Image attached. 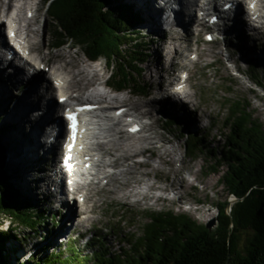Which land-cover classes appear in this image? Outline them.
I'll use <instances>...</instances> for the list:
<instances>
[{
    "label": "bare ground",
    "instance_id": "obj_1",
    "mask_svg": "<svg viewBox=\"0 0 264 264\" xmlns=\"http://www.w3.org/2000/svg\"><path fill=\"white\" fill-rule=\"evenodd\" d=\"M15 1H21L17 13L18 18L20 19L22 16L28 19L25 25L28 42L31 45L32 51L37 54V57L42 62L53 64L55 72L70 75V80L66 86L71 90L72 98H80L81 100L86 97L88 98L91 95V86L101 84L104 81L106 71H103V69H110V66L104 65L103 69L90 71L87 69V65L89 64L88 58L85 59L82 52L74 53L69 51L68 48H59L54 41L49 42L50 27L43 33L41 25L44 13L43 3L45 0H35L37 13L32 18H28L27 16L28 8L31 6L28 4L29 0H0V46L8 44V39L2 26L6 25L5 16L12 10ZM127 1L140 13L142 26L148 32L158 33L159 41L164 40V42L162 46L155 47L154 56L152 55L150 65L148 64V79L151 84L148 96L140 99L135 98L134 91H125L117 97L104 95V97L113 99L115 106L123 105L136 111L138 115L147 114L146 118L150 117L152 120L145 124L144 131H140L141 133L143 131V133H140V136L136 138H132L131 134L128 135L126 129L117 131V128H121V124L119 120L116 122L115 127L112 129L115 132L110 134L111 139L109 143H106L102 147L107 154L112 155L111 161L115 168V172L106 176L108 180L106 184L102 185V179L95 178L97 180L88 182L83 186H77L75 191L67 192L66 182L62 179L58 181L56 177H53V170H56L57 166L63 165L65 168L64 159H58L62 145H56V138L54 137V140L48 144L47 138L43 139L45 137L43 131L46 127L45 124L53 123L57 119V115L55 113L52 114V110L60 105L55 100L52 92L47 93L48 96L50 95L49 104L41 105L43 96L39 94L38 85L42 83L46 89L45 85L47 84L50 90L51 84L47 81L43 72L36 71L34 78L29 81L23 75V71H20V69L14 70L13 67L9 66L10 63L6 67L0 65V143L3 147L0 146L3 151H6L8 175L15 179L18 178V181H15V183L18 182L19 184L22 199L36 197V191L40 190L44 193V204L52 205L58 200L60 206L64 208L69 205V198L67 196L70 192L74 205L79 206L76 199L77 197L82 198V205L84 207L81 206V211L79 212V215L82 216L90 211L88 203L93 199L95 192H104L106 196V192H108L116 196L118 194L116 187H119L121 190H127L125 195H131L132 193L128 194V192H132L131 187H140L138 186L141 183L139 177L142 175H152L150 170H144V168H152L150 159L139 160L141 155L148 149L152 151V154L149 153L151 155H148L155 157L157 153L164 165L171 164L176 160L173 151L166 147L172 141L159 132L157 113L158 115L164 112L167 114L174 113V105L182 101L183 98H186V102L183 103V112L185 111L188 114L186 120L189 127L196 126L200 119L212 115V105L209 100L200 97V100L195 102V99H199V84L195 83V72L191 69L195 64L200 65L212 57L222 60V51L218 49L220 41L217 40L212 43L203 41L204 43L200 46L190 43L194 41L193 24L196 21V17L191 11H186L183 0L179 1L181 7L177 11L167 8L161 0ZM238 1V3L233 2L232 5H228L225 15L218 14L217 20L219 22L216 25L218 26L217 28L224 29L222 35L224 34V37L228 38V44L225 43V49L232 48V40L236 39L240 41L245 39L240 44L238 43L239 49L242 51L241 57L245 59L247 52L245 48L251 50L259 46L257 43L262 45L261 36L264 35V24L261 20L264 17V6L263 10H261L263 13L260 17L261 22H255L257 23L255 26L253 25L252 28H248L247 24H249L248 20L250 18L244 16V4L242 1ZM190 4L188 6L191 10ZM176 6H173V8ZM137 23H140L139 19ZM201 25H205V23H199V26ZM166 28L171 30L176 28L177 30L172 32L168 37L164 34L167 32ZM212 35L210 33L211 38H214ZM152 40L154 43H157V38L154 36ZM247 40H253L254 43L248 46L245 43ZM182 43H186L185 48H182ZM169 48L172 51L171 55H168ZM190 51L192 52L191 54L197 55V60H193L189 56ZM251 54H253V57L257 56L252 51ZM257 54L264 59V48L260 49ZM147 56L145 54V57ZM156 57L158 59H155ZM241 57L233 55L229 61L232 64L239 63ZM165 61L171 64L173 71L167 68ZM180 69H185L188 72V75L185 76V81L183 80L184 78L179 77ZM155 77H158L159 80L155 81ZM15 87L17 92L21 88L24 90L20 97L14 96L15 98L12 99L13 103L11 102L10 104L8 103V99L13 98V94L16 92L14 90ZM190 89H194V91L191 92ZM178 90H183L185 95L182 97ZM99 96L93 94L92 99H97ZM41 110H43V113H39ZM57 120L59 121L60 119ZM211 124L213 123L211 122ZM77 148H79L78 145ZM162 148L163 150H161ZM104 161L105 159L103 158L100 160V163L103 165ZM60 168L58 167L59 170ZM66 169L70 174L67 167ZM181 170L182 168L180 167L175 172L178 176H181L180 181L182 188H184L187 180L182 177ZM105 171L108 172L107 170ZM101 174L102 172L99 173V175ZM59 177L62 178L61 175ZM153 177H155L154 174ZM12 183L11 185L14 184ZM115 183H118V185ZM145 183L147 189L152 192L155 185L149 182ZM171 187L174 188L175 185ZM92 201V207H97L98 201ZM39 220L41 222L42 219L39 218ZM37 224L39 225L40 223ZM64 227H61L63 231L66 230ZM7 237L9 238V234L5 232L0 233V243L3 244L4 239H7ZM54 237L56 239L59 236L55 235ZM14 238L17 240L16 237ZM62 248L64 249V247ZM15 249H17L16 245L4 243V250L7 251V255ZM33 252L35 254L38 253L36 250H33Z\"/></svg>",
    "mask_w": 264,
    "mask_h": 264
},
{
    "label": "trees",
    "instance_id": "obj_2",
    "mask_svg": "<svg viewBox=\"0 0 264 264\" xmlns=\"http://www.w3.org/2000/svg\"><path fill=\"white\" fill-rule=\"evenodd\" d=\"M50 6L63 42L75 40L89 56L110 61L116 69L112 73L116 85H137L133 62L145 56L146 50L140 48L143 43L135 34L137 14L132 7L123 0L116 4L111 0H50ZM236 101L222 149H210L193 135L186 146L194 158L214 159L206 176L223 170L218 181L236 199L232 204L229 199L215 204L218 214L211 228L187 212L155 210L145 216L139 234L123 236V244L129 247L120 251L108 247L107 238L100 234L88 251L74 245L68 250L60 247L26 263L19 256L8 261L0 248V264H264V125ZM3 154L0 146V179L5 174ZM17 194L10 185L6 187L9 200ZM5 202L0 196V212L15 215L22 225L36 224L22 214L26 207L21 203Z\"/></svg>",
    "mask_w": 264,
    "mask_h": 264
},
{
    "label": "rangeland",
    "instance_id": "obj_3",
    "mask_svg": "<svg viewBox=\"0 0 264 264\" xmlns=\"http://www.w3.org/2000/svg\"><path fill=\"white\" fill-rule=\"evenodd\" d=\"M43 7L44 13L41 20L42 31L44 33V30L50 27V34L48 36L50 42L54 39L52 35L53 33L51 32H53L56 27L52 20H48L49 8L46 1L43 3ZM193 28L194 41L190 43L200 46L205 42V38L202 37V40L204 41L202 42L197 35L199 33L197 26L193 25ZM140 29L144 32H148V30L142 25H140ZM164 34L168 37L171 35L169 31ZM140 36H142L147 42L145 47L147 48L146 53L148 56L145 57L147 62L142 66L143 68H141L140 73H137V78L140 85L146 86L145 91L147 93H135L134 97L138 99L148 96V91L151 88L148 79V64L150 65V59L152 55L154 56L155 47L162 46L164 42V40L159 41L158 33L151 36L140 33ZM153 36L157 38V43H154L152 40ZM261 37L262 45L257 43L259 46L254 47V49L251 50L245 48V51H247L245 59L241 57V49L238 48L237 52L234 53L241 57L238 65L245 71L249 65V61L253 58L251 51L255 53L254 55H257L253 60L262 59L257 60L258 64L255 66L257 72L253 74L254 76L246 72L240 74L234 69L233 64L228 60L229 56L226 55L224 40H219L220 46L218 48L222 51V60L212 57L208 61H205L200 65L195 64L192 67L191 70L195 72V83L199 84V99H195V102L199 101L200 97L209 100L212 105V115L210 117L205 116L199 120L196 126L193 125L192 127H189L186 120L188 114L185 111L183 112V103L186 102V98H183L182 101L174 105V113L167 114L164 112L159 115L157 113L156 117L158 119L157 123L159 125V132L172 141V143L166 145V147L173 151L176 160L171 164L164 165L160 161V157L157 153L155 157H150L148 155L149 153H147L144 158H139V160L150 159L152 168L148 167L144 168V170H150L152 175H142L139 177L141 183L138 185L140 186L138 188L143 191L138 196H127L125 195L127 190H121V188L114 185L118 192L116 196L109 194L108 192H106L107 196L104 192H95L93 199L88 203L90 211L87 214L80 216L79 212L81 211V206L84 207L82 205V198L77 197L76 200L77 203H79V206L74 205L70 193H68L67 197L69 198V205H67V207L63 208L60 206L58 200L52 205H46L43 201L44 193L39 190L36 191V197L34 196L26 199L32 206L34 205L35 208L42 209V212L40 213L43 215V218H41V222L39 221L40 224L33 228L17 226V223L14 222V218L10 214L0 212V231L9 234V238L7 237V239H4L3 244L0 243L1 250L5 255L7 254V251L4 250V243L14 244L18 249L17 252L13 251L8 253V257L6 255L7 260L11 262V260H14V255L19 254V256H21L24 249H27L26 254L28 252L31 253L33 250L38 251L35 258L46 253L49 254L50 252H54L60 247L62 248L60 245L65 246V249L68 250V246L74 244L78 249L88 251L90 250L89 247L92 234L105 235L108 242L107 246L120 251L123 247H129L127 243L123 244V241L126 239L123 236L127 237L129 234H136L137 232L139 234L142 225L147 221L145 216L155 210L166 211L168 209H174L177 213L187 212L192 218L199 221L208 224L214 221L216 224L215 219L217 218L218 213L215 204H221L226 199H229L232 204L236 199L234 196H230L227 193V188L218 181V178L223 176V170L219 173L206 176V173L210 169V162L214 160L213 158L200 155L195 158L186 156L183 162L180 161L185 155L183 148L185 139L183 137H179V139L177 135L182 132L186 135L189 130L198 132V135L202 136L203 140L208 145V148L222 149L225 138L229 133V127L226 126V123L229 121L230 117L233 116L231 115L232 109L238 107L236 99H239L244 106L247 107V112H250L253 115V118H256L257 122L264 125V86H261L254 81L257 79L263 82L261 77L262 74L264 75V59L257 54L260 49L264 48V35ZM234 40L235 41L232 44L233 47H239L238 43L240 44L245 39L240 41L236 39ZM245 43L250 46L254 42L253 40H247ZM182 44V48H185L186 43ZM78 51L83 53L85 59L89 58L82 47H78L72 52L77 53ZM171 53V49L168 50V55H171ZM191 53L192 52L190 51L189 56L193 60H197V55ZM155 59H158V57ZM105 62L106 60H104V63ZM211 62H217V67L216 65H210ZM165 64L170 71H173L169 62L165 61ZM110 72H112L111 67ZM110 72H108L109 75ZM186 73L187 70L180 69L179 77L182 78ZM228 77L230 79H228ZM157 80H159V78L155 77V81ZM16 87L14 88L16 92H14L13 96L20 97L21 92H17ZM230 87H232L231 90ZM130 91L132 90H129V92ZM190 91L193 92L194 89H190ZM12 99L13 98H9L8 103L11 104ZM174 118L177 119V123L174 127L166 123L167 120ZM209 119L210 122L213 123L214 130L212 131L210 130V127H207ZM0 145L2 146L1 143ZM161 150H163V148ZM5 154L6 166L7 160ZM180 167L182 168V177L187 180L184 188H182L181 185V176H178L175 172L176 170H179ZM153 174L155 177H153ZM16 181H18V178ZM145 182L155 185L152 192L147 189ZM104 183L105 180L102 181V185H104ZM115 184L118 185V183ZM172 185H175V187H172L171 189ZM17 186L19 187L18 183ZM160 190L167 192L163 191V193ZM143 192H145V194H143ZM17 199L18 198H14L13 200L10 199V201L19 204V200ZM92 200L98 201L97 207H92ZM61 227H64V229L66 228V230L63 231ZM110 227H114V229L109 232L105 231L106 228ZM55 235L59 237L55 239ZM14 237H16L17 240H15ZM69 242L71 243L68 244ZM21 258L23 260V256H21ZM31 259L32 258L28 261H31Z\"/></svg>",
    "mask_w": 264,
    "mask_h": 264
},
{
    "label": "water",
    "instance_id": "obj_4",
    "mask_svg": "<svg viewBox=\"0 0 264 264\" xmlns=\"http://www.w3.org/2000/svg\"><path fill=\"white\" fill-rule=\"evenodd\" d=\"M87 50V49H86ZM5 183H7V176L6 174H2V178L0 179V196L2 201L4 202V197H5ZM215 224L214 221H212V223L209 224V227L211 228L213 225Z\"/></svg>",
    "mask_w": 264,
    "mask_h": 264
},
{
    "label": "snow or ice",
    "instance_id": "obj_5",
    "mask_svg": "<svg viewBox=\"0 0 264 264\" xmlns=\"http://www.w3.org/2000/svg\"><path fill=\"white\" fill-rule=\"evenodd\" d=\"M69 119H71V117H69Z\"/></svg>",
    "mask_w": 264,
    "mask_h": 264
}]
</instances>
